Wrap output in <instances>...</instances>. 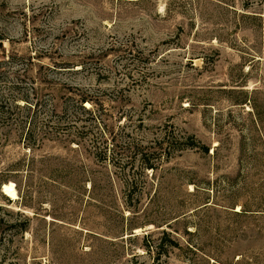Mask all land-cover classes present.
Here are the masks:
<instances>
[{
	"label": "rangeland",
	"instance_id": "rangeland-1",
	"mask_svg": "<svg viewBox=\"0 0 264 264\" xmlns=\"http://www.w3.org/2000/svg\"><path fill=\"white\" fill-rule=\"evenodd\" d=\"M0 264H264V0H0Z\"/></svg>",
	"mask_w": 264,
	"mask_h": 264
},
{
	"label": "bare ground",
	"instance_id": "bare-ground-1",
	"mask_svg": "<svg viewBox=\"0 0 264 264\" xmlns=\"http://www.w3.org/2000/svg\"><path fill=\"white\" fill-rule=\"evenodd\" d=\"M3 192L12 200L17 199V191L13 184L4 185Z\"/></svg>",
	"mask_w": 264,
	"mask_h": 264
},
{
	"label": "trees",
	"instance_id": "trees-1",
	"mask_svg": "<svg viewBox=\"0 0 264 264\" xmlns=\"http://www.w3.org/2000/svg\"><path fill=\"white\" fill-rule=\"evenodd\" d=\"M86 102H87V100H84V99L80 101L81 105L85 104ZM146 161H147L146 168L151 169V170H156L154 165L151 164L150 159H146ZM127 182H129V181H127Z\"/></svg>",
	"mask_w": 264,
	"mask_h": 264
}]
</instances>
